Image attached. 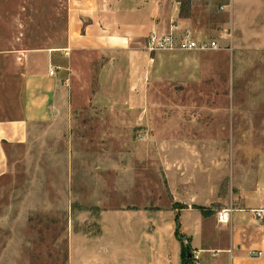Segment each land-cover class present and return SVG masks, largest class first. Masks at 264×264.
Segmentation results:
<instances>
[{"label": "rangeland", "instance_id": "rangeland-1", "mask_svg": "<svg viewBox=\"0 0 264 264\" xmlns=\"http://www.w3.org/2000/svg\"><path fill=\"white\" fill-rule=\"evenodd\" d=\"M68 2L0 0V120L22 116L44 54L57 53L68 90L63 110L3 145L0 264H111L112 242L126 244L115 234L142 230L195 264L180 211L216 216L264 185V0H165L195 37L229 31L221 49L70 55Z\"/></svg>", "mask_w": 264, "mask_h": 264}, {"label": "crops", "instance_id": "crops-1", "mask_svg": "<svg viewBox=\"0 0 264 264\" xmlns=\"http://www.w3.org/2000/svg\"><path fill=\"white\" fill-rule=\"evenodd\" d=\"M164 2L69 0L63 52L70 55L75 50L145 48L146 37L152 31L164 33L173 24L182 27L188 22V17L179 16L177 8L170 16L165 13ZM56 56L44 54L36 65L30 64L25 74L22 116L0 120V176L8 165L3 145L25 141L30 123L48 121L63 110L68 100L67 84L59 81L60 66L54 64ZM50 69L54 70L52 74ZM238 200V204L222 208L226 209L223 222H218L215 215L203 217L189 209L180 211V233L189 238L191 253L198 256L195 264H264V185L255 193L254 201L244 197ZM188 202L190 205L194 201ZM115 236L126 244L112 242L116 259L112 258L111 264H181L175 238H160L152 247L148 231L117 232Z\"/></svg>", "mask_w": 264, "mask_h": 264}, {"label": "built area", "instance_id": "built-area-1", "mask_svg": "<svg viewBox=\"0 0 264 264\" xmlns=\"http://www.w3.org/2000/svg\"><path fill=\"white\" fill-rule=\"evenodd\" d=\"M223 8V7H221ZM230 39L229 31H224L218 35V37L200 38L195 37L188 28L179 27L177 24H173L168 32L160 33L152 31L146 37L145 48L148 51H206L221 49L219 46V40ZM53 69L49 70L52 74ZM217 221L223 222L226 220V209L220 210L216 214ZM259 255L260 252H257ZM195 259L198 258L197 254L193 255Z\"/></svg>", "mask_w": 264, "mask_h": 264}, {"label": "trees", "instance_id": "trees-1", "mask_svg": "<svg viewBox=\"0 0 264 264\" xmlns=\"http://www.w3.org/2000/svg\"><path fill=\"white\" fill-rule=\"evenodd\" d=\"M177 2H179V3H181V5H182V3L183 4H187L188 3V0H176ZM179 16H181V17H188L189 16V14H188V12H185V10L183 9V6H181L180 7V10H179ZM6 144V143H5ZM175 233H176V237L180 240L182 237H183V235L180 233V231H179V222H178V217H175ZM184 242H188V241H183V243H182V248H181V255L183 254V253H185V249H184ZM184 257H186V258H190V257H187L186 256V253H185V256Z\"/></svg>", "mask_w": 264, "mask_h": 264}, {"label": "water", "instance_id": "water-1", "mask_svg": "<svg viewBox=\"0 0 264 264\" xmlns=\"http://www.w3.org/2000/svg\"><path fill=\"white\" fill-rule=\"evenodd\" d=\"M184 249L187 257L191 256V250H190V245L188 242H184Z\"/></svg>", "mask_w": 264, "mask_h": 264}]
</instances>
